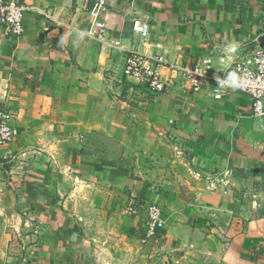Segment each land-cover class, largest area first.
I'll use <instances>...</instances> for the list:
<instances>
[{"label":"crops","instance_id":"crops-1","mask_svg":"<svg viewBox=\"0 0 264 264\" xmlns=\"http://www.w3.org/2000/svg\"><path fill=\"white\" fill-rule=\"evenodd\" d=\"M24 1V31L0 27V106L20 133L0 146V264H264V120L248 97L150 93L122 72L126 51L230 62L264 37V0H108L105 43L87 35L91 0Z\"/></svg>","mask_w":264,"mask_h":264},{"label":"built area","instance_id":"built-area-1","mask_svg":"<svg viewBox=\"0 0 264 264\" xmlns=\"http://www.w3.org/2000/svg\"><path fill=\"white\" fill-rule=\"evenodd\" d=\"M91 2L92 6L88 12L90 29L87 35L105 43L107 32L102 12L106 9L108 0ZM30 10L34 9L24 0H0V27L9 35H20L24 31L23 16ZM36 10L54 20L57 25H62L53 17L52 11L44 8ZM148 27V23L140 19L132 21V30L141 39L147 36ZM112 45L121 49L118 39L114 40ZM150 60L154 61L153 65L149 63ZM162 68L165 69L164 76ZM122 72L125 77L134 78L150 93L166 92L177 81L185 84V88L190 92L206 89L215 98H222L236 91L241 92L249 99L251 114L264 120V45L258 40L241 50L230 62H219L216 65L212 64L209 58L183 63L169 61L160 55L148 56L138 51H126ZM9 119L10 113L4 106H0V146L19 137L18 128L11 125ZM215 174L206 175L212 186L218 181ZM162 226V210L156 203L150 202L146 217L148 235L153 236L156 229Z\"/></svg>","mask_w":264,"mask_h":264},{"label":"rangeland","instance_id":"rangeland-1","mask_svg":"<svg viewBox=\"0 0 264 264\" xmlns=\"http://www.w3.org/2000/svg\"><path fill=\"white\" fill-rule=\"evenodd\" d=\"M208 187L210 189H215L217 187L216 182L213 183V186L209 184L208 182ZM86 228V226H85ZM91 229L89 226H87L84 234L86 237L90 238ZM19 252V249L17 251V253ZM99 258L97 261H95L94 264H138V260H137V255L132 254V256L130 258H126V257H122L120 255H118L115 259L109 257L107 254H105L104 252H100L99 253Z\"/></svg>","mask_w":264,"mask_h":264},{"label":"clouds","instance_id":"clouds-1","mask_svg":"<svg viewBox=\"0 0 264 264\" xmlns=\"http://www.w3.org/2000/svg\"><path fill=\"white\" fill-rule=\"evenodd\" d=\"M79 35L82 37L84 35L83 32L79 33ZM232 51L234 52L235 51V47L232 48Z\"/></svg>","mask_w":264,"mask_h":264},{"label":"water","instance_id":"water-1","mask_svg":"<svg viewBox=\"0 0 264 264\" xmlns=\"http://www.w3.org/2000/svg\"><path fill=\"white\" fill-rule=\"evenodd\" d=\"M261 45H264V37H262Z\"/></svg>","mask_w":264,"mask_h":264},{"label":"trees","instance_id":"trees-1","mask_svg":"<svg viewBox=\"0 0 264 264\" xmlns=\"http://www.w3.org/2000/svg\"><path fill=\"white\" fill-rule=\"evenodd\" d=\"M91 4H92V2H91Z\"/></svg>","mask_w":264,"mask_h":264}]
</instances>
